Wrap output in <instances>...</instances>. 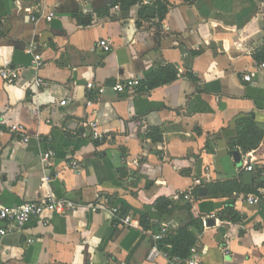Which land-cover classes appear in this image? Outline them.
I'll return each mask as SVG.
<instances>
[{"label": "crops", "instance_id": "0c3cea01", "mask_svg": "<svg viewBox=\"0 0 264 264\" xmlns=\"http://www.w3.org/2000/svg\"><path fill=\"white\" fill-rule=\"evenodd\" d=\"M131 2L44 0L54 18L34 23L30 0H0V66L19 71L14 85L0 79V210L49 197L79 205L46 226L33 220L0 236V264H167L147 260L161 224L168 236L184 230L194 238L188 256L194 249L199 264H264V202H246L255 192L213 189L259 187L256 173L244 184L241 168L251 158L264 168V139L245 154L231 142L236 119L264 133V0H165L162 19L155 7L164 0ZM32 43L44 62L38 72L25 52ZM167 66L175 70L170 83L107 90L86 105L90 82L146 84ZM37 77L42 87L33 86ZM93 121L100 140L86 127ZM48 150L52 170L39 162ZM187 191L190 201L173 199ZM98 201L123 208L133 226L84 207ZM228 207L238 221L219 218Z\"/></svg>", "mask_w": 264, "mask_h": 264}, {"label": "built area", "instance_id": "2783aa9c", "mask_svg": "<svg viewBox=\"0 0 264 264\" xmlns=\"http://www.w3.org/2000/svg\"><path fill=\"white\" fill-rule=\"evenodd\" d=\"M32 4V12L30 14L31 21L36 23L40 19H44L46 23H50L54 18L53 12H48L45 14L44 10V0H30ZM137 3L141 6H151L156 0H136ZM114 9L118 10L119 6L115 5ZM99 47L104 51L108 52L110 50V45L107 40H100L98 42ZM26 54L31 57V67L35 72H38L43 66L44 62L40 53L37 51L35 44H30L25 50ZM259 69H264V63L259 64ZM254 77V73L247 74L243 77V80L250 82ZM0 79L6 85H14L19 80V71L15 69L6 68L0 66ZM33 86L39 88L43 86V81L41 78L37 77L34 80ZM140 86V80H124L116 82L112 85H103L98 86L93 82L86 84V89L92 91L94 97L92 100L86 102L87 106H91L93 99L100 98L102 94L110 90L114 94L120 95L124 93L133 92ZM67 101L64 100L60 102L61 106H65ZM90 128L91 137L93 140H100L101 136L97 133L98 123L96 121L89 122L86 124V127ZM13 132L22 133L23 130L20 127H13ZM56 154L54 151L48 150L43 152L39 157L40 165L45 170H52L55 166ZM71 170L78 172V164L76 162H71L68 164ZM256 167L260 168V176L264 178V168L260 167L255 163L254 159H250L248 164H245L241 170L244 172L254 173ZM207 171V170H205ZM209 178L205 180L208 182ZM201 184V180H195L193 186H198ZM175 201L184 200L190 201L191 191H187L184 194L175 195L173 198ZM246 202L249 205H258L261 202H264V185L258 187L254 194L246 196ZM79 207L78 204H75L66 199H55L49 197L44 200L24 203L16 208H5L0 210V222L2 227L0 228V236H5L9 233L19 232L26 224L30 221H36L46 226L49 219L53 215L65 216L66 214L75 211ZM91 213H109L117 217L118 221L126 226H133L132 219L130 216L123 215L120 213V208L116 206H110L107 201L96 202L91 205L84 206ZM204 225L206 222L203 220ZM170 233V227L167 224H161L157 233L152 234V244L151 248L147 255L148 261H155L158 257H162L166 260L167 264H199L198 257L194 249L191 250L190 255L187 258H182L179 255L170 254L167 251L159 248V244L164 240ZM227 252V251H225Z\"/></svg>", "mask_w": 264, "mask_h": 264}, {"label": "trees", "instance_id": "16d2710c", "mask_svg": "<svg viewBox=\"0 0 264 264\" xmlns=\"http://www.w3.org/2000/svg\"><path fill=\"white\" fill-rule=\"evenodd\" d=\"M132 4L137 3L136 0H131ZM185 2H190L193 0H184ZM156 12L159 19H162L164 15L167 12V5L162 2L156 3ZM263 61H264V55H263ZM175 70L173 66H167L164 69L157 71L146 79V84L140 81V86L146 87L147 89L165 84L170 83L175 78ZM139 86V87H140ZM138 87V88H139ZM236 128L238 129V134L235 140L231 142V148L233 149H239L242 154H245L247 152L253 151L259 147L261 142L264 139V133L256 128V126L253 124L251 119H236L235 121ZM152 137V135H150ZM257 168V167H256ZM259 169L254 171L259 177L260 183L258 184L259 187L264 185V178L260 176V173L258 172ZM255 186H244L241 181L235 183V182H228L224 183L218 186H213V189H218L216 193H226V191L232 192L235 190H240L245 193H254L256 192ZM258 188V187H257ZM255 189V190H254ZM167 207V204H163V209ZM162 208L159 207V209L162 210ZM120 213L125 214V211L123 208H120ZM219 218L222 220H230V221H238L239 216L238 214L232 210V208H225L222 212L219 214ZM141 225L144 223V221L140 222ZM194 243V238L191 237L187 232L184 230L180 231L176 237L171 234L164 240H162L159 244V248L163 249L164 251L169 252L170 254L179 255L182 258L188 257V250L189 247H191ZM169 246V247H168ZM168 247V248H167Z\"/></svg>", "mask_w": 264, "mask_h": 264}, {"label": "water", "instance_id": "95a60500", "mask_svg": "<svg viewBox=\"0 0 264 264\" xmlns=\"http://www.w3.org/2000/svg\"><path fill=\"white\" fill-rule=\"evenodd\" d=\"M146 15L147 16H153V11L151 9H147L146 11ZM264 144V142H263ZM242 179H243V182L244 184L246 185H251L252 182H253V175L251 172H245L243 175H242ZM211 223L213 224V220H211Z\"/></svg>", "mask_w": 264, "mask_h": 264}]
</instances>
